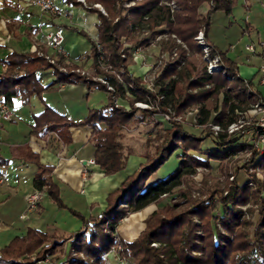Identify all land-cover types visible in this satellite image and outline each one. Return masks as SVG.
<instances>
[{"label":"trees","instance_id":"1","mask_svg":"<svg viewBox=\"0 0 264 264\" xmlns=\"http://www.w3.org/2000/svg\"><path fill=\"white\" fill-rule=\"evenodd\" d=\"M203 1L66 0L97 12L96 39L84 29L75 28L90 40L86 55L90 71L80 72L75 63L61 61L60 53L50 61L44 49H11L0 57V95L7 102L18 94L21 102H26L30 93L40 94L46 83L39 80L38 73L44 68H51L53 78L49 83L74 81L87 88L106 90V103L90 107L83 118L76 120L44 102L42 110L32 114L30 127L49 143H65L71 139L69 126L89 123L87 139L94 145L92 158L105 173L126 163L128 150L120 140L123 128L128 123L154 120L153 112L166 111L169 105L179 112L195 103L199 123L213 121L224 128L236 118V110L258 99L259 93L250 87L249 80L241 78L236 63L225 56L223 49L206 40L210 12L220 7L229 11L233 0H207L209 6L201 14L198 7ZM96 2L104 11L93 4ZM199 29L203 30L210 52L221 57V64L213 71L208 72L204 65L197 67L193 58L183 57L186 48L203 51L196 41ZM166 32V38L158 40L160 48L171 50L175 46L178 55L167 58L151 81L152 87H145L141 76L128 70L131 50ZM99 73L104 80L95 77ZM180 78L182 85L177 83ZM114 96L128 101V106L116 103ZM141 99L150 106L134 103ZM170 120L168 126L158 127L155 137L159 140L153 149L142 151L144 161L107 193L105 206L88 214L61 199L51 173L53 165L39 160L35 149L26 143L11 147L12 155L35 163L33 188L44 190L50 201L78 216L80 221L66 233L27 225L25 232L9 237L0 246V264H29L45 257L52 258L55 264H105L101 253L117 242L121 244L119 253L131 258L132 264H264V175L249 172L231 178L225 191L214 186L205 197H194L187 187L179 186L181 179L194 173L199 165L210 168L213 161L219 165L240 150H248L246 162L264 170V146L259 149L240 133H229L226 128L214 133L206 124L195 132ZM205 136L213 139L215 145L201 150L200 141ZM177 148H181V155L176 166L167 175L148 181L158 165ZM7 160V155L0 154V165ZM163 195L169 199L146 214L144 226L131 240L117 235L120 218L146 203L159 202ZM242 204H246L249 215L257 212L254 219L245 214ZM37 205L36 211L43 208L40 203ZM213 207L218 210L213 212Z\"/></svg>","mask_w":264,"mask_h":264},{"label":"crops","instance_id":"2","mask_svg":"<svg viewBox=\"0 0 264 264\" xmlns=\"http://www.w3.org/2000/svg\"><path fill=\"white\" fill-rule=\"evenodd\" d=\"M53 1L59 11L55 16L40 10L33 0H0V57L11 49L37 48L44 49L46 52L48 49L44 45L42 32L58 23L63 26L62 33L64 34L61 46L65 52L62 54L61 61H71L77 67L87 68L86 71H90V61L86 56L90 49V40L86 34L94 39L97 38V12L87 10L80 4L67 3L66 0ZM208 6L209 1L204 0L199 5L198 11L203 14ZM209 15L206 40L221 50L223 49L225 56L236 63L235 66L241 78L249 80L250 87L254 88L259 95H264V85L258 82V78L264 76V43L260 44V41L264 40V0H233L229 11H224L220 7L212 10ZM75 28L84 29L86 34L77 32ZM249 41L254 43V50L245 48V43ZM52 54L56 57L59 52ZM132 65L137 70L132 69ZM141 69L142 66L137 63L128 67L130 73L133 72L134 75L138 74ZM38 77L43 84L46 83L41 93H30L26 102H21L20 96L16 94L7 101L12 112L10 117L8 119L0 117V154L8 157L7 162L0 165V246L6 243L9 237L25 232L27 225L43 229L37 223H43L45 216V218L50 216L56 226L68 231L76 227H71L65 221H61L62 215L54 209L55 207H51V213H46L49 197L44 190H41L42 195L38 199L43 206L39 211L44 217L42 219L38 217V222L35 224L23 225L20 211L26 205L24 196L36 189L31 184L35 163L12 155L11 147L26 143L39 153V160L52 164L51 173L59 187V196L69 206L85 214L91 211L96 212L104 207L107 203L105 199L107 193L116 188L120 181L132 170L134 171L145 158L142 156L141 147L134 149L129 143L132 150L127 152L125 165L112 173H105L92 158L94 145L87 139L91 131L89 123L69 126L71 139L65 143H49L36 131L30 130L33 121L32 114L41 111L44 102L75 120L83 118L90 107L106 103L105 98L104 100L98 98L100 95H97L95 99H87L100 87L87 88L82 82L74 81L60 82L57 80V82L49 83L53 78L51 68L39 71ZM102 90L106 96V90ZM0 98H2L1 95ZM118 99L119 97L116 100ZM120 101L126 102L123 98H120ZM123 105L127 107L128 103ZM124 132L127 136L132 134L130 128ZM172 166H175V163L168 167L169 172L174 168ZM52 206L61 208L55 203ZM144 206L130 213L137 212ZM143 226L142 221L138 226L132 217L121 224L119 235L122 239L131 240Z\"/></svg>","mask_w":264,"mask_h":264},{"label":"rangeland","instance_id":"3","mask_svg":"<svg viewBox=\"0 0 264 264\" xmlns=\"http://www.w3.org/2000/svg\"><path fill=\"white\" fill-rule=\"evenodd\" d=\"M94 4V3H93ZM99 4V3H98ZM98 4H96L97 6H99ZM95 5V4H94ZM102 9L100 8L101 11H104L103 6L101 5ZM168 35V33H163V34H159L157 36H154L148 40L143 41L142 43H139V46H135L132 48V54H131V62L128 64H134L137 63L139 65L142 66V69L139 71L138 74L135 73V75H144L146 81L145 82H149L151 79H154V76L156 74H158L160 67H162V65L165 63V61L167 60V58L173 59L174 57H176L178 55V49L174 46L171 50H169L168 48L166 50H163L160 48L159 42L158 40L161 38H166V36ZM68 37V35H67ZM176 42L179 41L178 38L174 39ZM182 43V42H181ZM183 44V43H182ZM184 47H186V44H183ZM203 50V49H202ZM202 52V51H201ZM201 52H197V51H191L190 49L186 48V51L184 52V56L185 58L190 57L195 59V62L197 64V67H199L200 65H205V60L201 55ZM184 59H182L183 62ZM132 69L137 70L135 66L132 65ZM133 73V72H132ZM193 72L191 71L190 74H192ZM134 74V73H133ZM177 83L182 85L183 83V78H180L179 80H177ZM99 96L98 98H101L102 100H104V98L107 100V95L105 96L104 91L102 90V88L96 89L95 90V94H91L90 96H88L89 98H87L88 100H91L92 98L95 99L96 96ZM117 99V98H116ZM118 103L120 104H127L128 102L126 101L125 103H123L122 101H120V98L117 100ZM150 106V104H149ZM169 109L171 110V113L174 114V116H177L178 119L173 118L174 120H176L177 122L181 123L182 126H186V128H188L189 130L198 132L200 127H196L193 125V123L196 121L197 119V104L193 103L189 106H187L186 108H183L182 111L179 112H175L173 110V108H171V105L168 106ZM212 111V110H211ZM158 112H153V117L155 118L154 120H142L140 122H132V123H128V125L126 126V128H123L124 130L128 128L131 129V135L127 136V134H125L124 130H123V135L120 137L121 142L124 145V149L125 150H132L131 145L133 146V148H137V147H141L142 151L144 149H153L154 145L158 142L159 137L156 136L155 137V133L156 131H158V127H165L168 126L170 124V121H164L159 119V114H157ZM156 120V121H155ZM252 118L250 116L247 115L245 121L243 122L244 127H247L250 125ZM196 123V122H195ZM154 135V136H153ZM246 137H249V134H245ZM202 141H200V148L205 149V148H211L213 145H215V142L213 139H211L209 136H205L204 138L201 139ZM131 143V145L129 144ZM129 144V145H128ZM180 149L181 148H177L175 150H172L171 153L169 154V157L160 165H158V167L156 168V171L154 173H152V175L148 178V181H152L155 180L156 178H158V176L162 177L165 176L169 173V169L168 167H170L172 164L175 163L177 159L179 160L180 158ZM249 155V152L247 151H242L240 150L239 153L231 156L230 159H226L224 161H222L219 165H217V162L213 161L210 168H196L195 172L192 174H189L187 176L186 179H181V183H180V187H187L188 188V192L190 195L194 196V197H200L203 196L205 197L206 194L209 192V190H212V188L214 186L220 188L222 191H225V189H227L228 183L230 181L231 178H237L240 177L241 175H245V173H249V172H254L256 175H264V170L260 167H258L257 165H254L253 167L251 165L248 164V162H246L245 160L247 159V156ZM233 162H235L234 164H232ZM234 165L238 166L236 169L233 168ZM172 166V167H175ZM173 169V168H172ZM233 174V175H232ZM230 175H232V177L230 178ZM36 190V189H34ZM34 192V191H33ZM39 195L37 197L34 198V202H35V206L30 209V210H26V205L24 209H21L20 211V216H22L23 218V225L27 224V223H32L35 224L37 223V218L40 217L42 219V217H44L43 213H40V211H36L37 207H38V199L40 198V196L42 195V192L39 191ZM262 193H264V188L262 189ZM30 193H27V195H29ZM26 195V196H27ZM163 199L159 200V202H151L149 205H145L144 208L140 209L137 212H132L129 213L125 216H123L121 218V220H118L119 224V228H118V236L121 230V224L124 223L125 221L132 219V217L135 219V222H137V225L139 226L140 221L143 222L144 217L146 216V212L151 209H153L154 206L158 205L159 203H163L165 201H167L169 199V196L163 195L161 196ZM24 200H25V196H24ZM49 203L47 204V208L46 213H51V207H55L54 209L58 211L59 214H61V221H65V223L67 225H71V227H75L77 226V223L79 224V218L76 217L75 215L71 214L70 212H68L67 210L64 209V207L62 208H57L56 206H52L54 205L53 202H51L48 199ZM254 206V204H253ZM244 208V210L246 211V204H242V206ZM255 208V207H254ZM150 210V211H151ZM216 210H218L217 207H213V212H215ZM250 219H254L255 216L257 215V212L254 211L251 213V215L248 214V212L246 211L245 213ZM138 216V217H137ZM46 217V216H45ZM44 217V222L42 223H37L38 225H40L43 229H47V230H56L57 232H68V230H66L65 228H60L59 226H56L55 221L52 222L50 216L49 218H45ZM137 217V219H136ZM21 218V217H20ZM195 221H198V219L195 217L193 218ZM59 221V220H58ZM57 221V222H58ZM59 225L63 226V224L58 223ZM65 225V224H64ZM66 226V225H65ZM121 234V233H120ZM65 244H67L66 241H64ZM118 244V242L116 243ZM121 246V244H120ZM114 249V248H113ZM63 253V251L61 252V254ZM116 255L119 257V259L116 257ZM32 257V254H31ZM104 259V263L105 264H132V260L131 258H129L126 255H123L121 252L119 253V249L118 251H116V248L114 249L113 252H111V254L107 255L106 258ZM120 260V261H118ZM29 264H55V261L52 260V258L47 257L46 260L44 261H39V258L34 259L33 262L29 263Z\"/></svg>","mask_w":264,"mask_h":264},{"label":"built area","instance_id":"4","mask_svg":"<svg viewBox=\"0 0 264 264\" xmlns=\"http://www.w3.org/2000/svg\"><path fill=\"white\" fill-rule=\"evenodd\" d=\"M34 3L37 5V7L40 10H44L45 12L49 13L51 16H55V14H58V7L56 6V4L54 3L53 0H33ZM81 2H84V0H81ZM95 5L98 4V2L94 3ZM99 5V4H98ZM100 8L102 9L101 5H99ZM62 28L63 26L61 24H55V26H53L51 29H48L46 31L42 32L43 35V40H44V45L46 46V52L45 55L48 57V59L50 61L53 60L54 54L52 53H56L59 52L61 54H64V48H62L61 43L63 42L64 39V34L62 33ZM204 33L202 29H199L197 34H196V41L198 43L201 44L202 46V57L205 60V65L204 68L205 70L209 71H213L214 69L218 68V66L221 64V57L218 55V53L216 52H210V47L207 43H205V39H204ZM264 40L260 41V44H263ZM245 48L247 49H255V45L254 43H252V41L246 42L245 43ZM76 60V59H74ZM77 70H79L80 72H85L87 70V68H83V67H77ZM142 78V82L144 84L145 87L151 88V81L153 79H151L149 82H145V76L144 75H140ZM96 78H101V80H104V77L102 75L96 74L95 76ZM258 82H260L262 85H264V76H261L258 78ZM107 87H110L109 85H107ZM117 98V97H116ZM115 96L113 97V100L117 102ZM136 105L141 106H149V103L144 101L143 99L141 100H135L134 102ZM237 116L234 120L229 121L228 123L225 124V127L223 128L221 125L214 123L213 121L211 122H205V123H199V121H197L196 119V123L194 122L193 125L194 126H198L200 128H203L204 125H209L212 130L214 131V133H216L218 130H222L225 129L227 130V132L229 133H237L241 135V137L245 138L249 143L251 144H255L256 147H258L259 149L262 148V146H264V95H259L258 99H256L255 101L253 100L249 105H247L246 107L240 109L238 108L237 110ZM157 112V111H156ZM11 109L8 106L7 102L4 100V98H0V117L1 118H5L8 119L10 117L11 114ZM157 114H159V119L164 120V121H170V119L175 118L178 119L177 116H174V114L171 113V110L169 109V107L167 108L166 111H159ZM250 116L252 118L251 123L249 126L244 127L243 122H246L245 119L246 117ZM249 134V137L245 134ZM243 151V150H242ZM247 151L248 150H244ZM93 160V159H91ZM249 165H251L252 167L254 165L251 164L250 161H247ZM201 167L200 165L196 168ZM202 168H206V167H202ZM233 175V174H232ZM232 175H230V178L232 177ZM39 191L41 190H34V192H31L29 195L25 196V202H26V210H30L35 206V202H34V198L37 197L39 195ZM121 220V218L119 219ZM118 224V223H117ZM83 228H85V224L82 225ZM91 227H93L91 225ZM118 227V226H117ZM94 228V227H93ZM120 247V242H118V244H114L111 246V248L106 249L105 251H103L101 254L104 258L107 257V255L111 254V252L114 251V249L116 248V251H118ZM114 248V249H113ZM116 257L119 259V257L116 255ZM47 257H45L44 259H39V261L42 260H46ZM120 261V260H118Z\"/></svg>","mask_w":264,"mask_h":264}]
</instances>
